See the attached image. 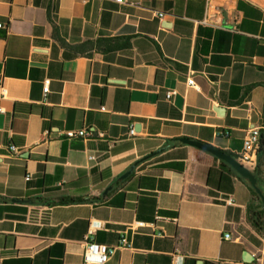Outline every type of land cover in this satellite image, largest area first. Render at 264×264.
<instances>
[{"label": "crops", "instance_id": "1", "mask_svg": "<svg viewBox=\"0 0 264 264\" xmlns=\"http://www.w3.org/2000/svg\"><path fill=\"white\" fill-rule=\"evenodd\" d=\"M0 24V264L122 237L105 264H264L248 185L178 141L235 156L258 129L264 194V0H0Z\"/></svg>", "mask_w": 264, "mask_h": 264}, {"label": "built area", "instance_id": "2", "mask_svg": "<svg viewBox=\"0 0 264 264\" xmlns=\"http://www.w3.org/2000/svg\"><path fill=\"white\" fill-rule=\"evenodd\" d=\"M247 1L257 2L260 0H247ZM114 2L116 4L121 5L125 2V0H114ZM158 16L162 18L163 14H159ZM207 19L208 18H205L203 22L205 23ZM2 27H4V25L0 24V28ZM186 83L189 87L195 88L193 78L191 77L188 78ZM48 89H49V80H45L44 85H43L44 96H46V94L48 93ZM5 95H6V90L4 86L2 85V83L0 82V100L3 99ZM174 95H175L174 91L167 92L165 95V100L168 103H170ZM101 110L104 111L103 108H101ZM1 113H3V111L0 108V114ZM128 135L129 136L135 135L133 125L129 126ZM94 136H95L94 130L89 129V128L75 131V132L70 131L65 134V137H67L68 139L75 138V137L87 139V138H92ZM258 149H259V131L258 129L253 128L245 134L243 143H242V150L238 154L235 155L236 160L242 166H244L245 168H247L248 170L252 172L256 168V153ZM10 150L12 152H16L15 148H11ZM89 158L91 160L95 159L94 156L92 155L89 156ZM25 179L26 181H28L29 176H27ZM222 202L227 206H232L234 204L232 200V196H228L222 199ZM159 219H160L159 217H156V220H159ZM136 225H141V224H136ZM224 240H227V241L231 240L230 235L225 234ZM128 247H129V244L124 237L121 238L118 246L116 247H107L105 245L97 244L88 238L84 240L83 242L82 264H105L113 256L116 249H123V248H128Z\"/></svg>", "mask_w": 264, "mask_h": 264}, {"label": "water", "instance_id": "3", "mask_svg": "<svg viewBox=\"0 0 264 264\" xmlns=\"http://www.w3.org/2000/svg\"><path fill=\"white\" fill-rule=\"evenodd\" d=\"M181 144L187 145L193 148H196L198 150L204 151L210 155H212L217 160L225 163L227 166H229L237 175H239L242 179L246 180L249 186L253 189L259 200L261 201L262 205H264V194H262L260 188L257 186V181L254 175L250 170L242 166L235 158H233L230 154L219 150L215 147H212L210 145L195 141V140H189V139H179L178 140ZM160 152V151H159ZM157 152V153H159ZM152 153L147 158L157 154Z\"/></svg>", "mask_w": 264, "mask_h": 264}, {"label": "trees", "instance_id": "4", "mask_svg": "<svg viewBox=\"0 0 264 264\" xmlns=\"http://www.w3.org/2000/svg\"><path fill=\"white\" fill-rule=\"evenodd\" d=\"M259 144H260V146L262 145V141H260V139H259ZM231 156L236 159V157L234 155H231ZM219 163L223 169L233 173L235 176H237L240 180L244 181L248 185V188H249V191L251 194V198H252L250 201V204L248 206V219L251 222V224L253 225V227L258 232H264V205H262L261 201L259 200V198L255 194L253 189L249 186V184L247 183L246 180L242 179L239 175H237L225 163H223L221 161H219ZM252 174L256 178L257 186L260 188L261 184H260V181L258 178L257 169L253 170ZM79 202H81V200L68 199V198H62L58 201L59 204H63V205L75 204V203H79Z\"/></svg>", "mask_w": 264, "mask_h": 264}]
</instances>
